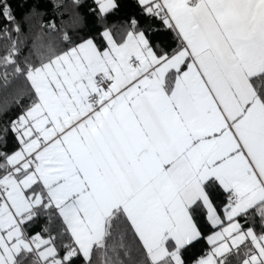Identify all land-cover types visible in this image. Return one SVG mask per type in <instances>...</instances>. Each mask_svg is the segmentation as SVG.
I'll return each instance as SVG.
<instances>
[{
	"label": "snow or ice",
	"instance_id": "obj_1",
	"mask_svg": "<svg viewBox=\"0 0 264 264\" xmlns=\"http://www.w3.org/2000/svg\"><path fill=\"white\" fill-rule=\"evenodd\" d=\"M0 264H264V0H0Z\"/></svg>",
	"mask_w": 264,
	"mask_h": 264
}]
</instances>
